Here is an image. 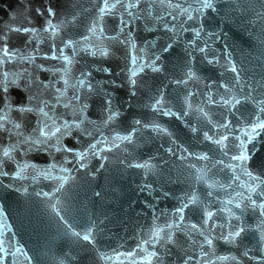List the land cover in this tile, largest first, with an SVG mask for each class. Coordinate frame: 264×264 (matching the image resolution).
<instances>
[{
  "label": "snow or ice",
  "instance_id": "obj_1",
  "mask_svg": "<svg viewBox=\"0 0 264 264\" xmlns=\"http://www.w3.org/2000/svg\"><path fill=\"white\" fill-rule=\"evenodd\" d=\"M223 2L233 11L255 10V5L242 0H90V7H65L61 16L59 0H40L39 7H33V0H23L16 15L0 22V188L15 190L29 199L41 198L64 235L92 244L106 264L113 260L116 264H166L165 257L173 255L168 245L182 253L174 264H245V258L264 264V165L259 172L249 167L253 157L264 151V77L249 83L243 75L246 69L238 67L229 51L232 46L226 42L221 46L227 33L219 24L216 29L206 27V20L214 19L213 13L224 18ZM260 8L264 9V3ZM257 17L258 39L264 46V12L257 10ZM80 28L83 32L78 31ZM72 29H77L75 34ZM140 31L160 35L147 39L138 35ZM112 44L124 50V66L119 72L103 63L113 54ZM177 49L183 52L181 75L173 76L168 83L183 90L177 94L178 98L182 95L180 107L173 110L164 89L148 94L142 105L133 104V98H138L144 88L142 74L165 73V61ZM89 56L95 59L85 61L79 75H74L73 65ZM201 66L218 70V75H201ZM42 73H49L50 78L42 79ZM94 73L111 78L96 80ZM125 87L127 99L121 104L115 90ZM16 89L24 95H14ZM125 105L178 120L192 115L197 123L185 126L198 143L214 147L196 152L178 144L155 117L150 121L134 119L130 128L121 129ZM90 109H98L101 118L90 119ZM29 116L35 117L34 123ZM149 129L157 139L169 138V146H159L167 157L186 162L180 165V174L172 178L175 162L166 170L170 161L164 155L140 162L128 153L118 158L123 170H141V191H153L156 182L161 186L184 183L187 187L179 196L170 193L177 201L173 210L157 213L152 209L153 221L164 217L163 225L154 223L146 235L141 234L135 249L114 250L109 255L95 247L108 217H90L83 232L77 230L71 207L63 203L68 191L65 185L74 178L73 173L87 169L94 159L104 168L103 162L109 159L105 152H127V148H121L122 143L151 140V136H144ZM66 138H70L68 143ZM31 153L47 154L52 163L41 168L28 159L21 163L17 158ZM58 153L63 154L59 161ZM193 161L204 163L198 166ZM11 165L15 168L9 170ZM221 173L225 180L218 178ZM43 180L50 181L49 191L34 187ZM201 184L207 191L197 190ZM221 191L223 197L218 195ZM101 195L95 192V196ZM213 204L219 205L215 211ZM197 209L202 215L194 221L192 215ZM249 212L257 217L254 226L244 220ZM6 221L0 206V264H33V257L16 241V233ZM249 232L255 234V247H245L239 256L217 254L215 241L239 248ZM178 233L187 239L181 242ZM253 252H259V258L250 254Z\"/></svg>",
  "mask_w": 264,
  "mask_h": 264
},
{
  "label": "water",
  "instance_id": "obj_2",
  "mask_svg": "<svg viewBox=\"0 0 264 264\" xmlns=\"http://www.w3.org/2000/svg\"><path fill=\"white\" fill-rule=\"evenodd\" d=\"M47 3V0H44ZM243 3L255 5V10L249 9L247 11H241L236 9L233 11L228 7L226 2L221 4V10L223 19L221 16L212 14L214 19L206 20V27L209 29H216L217 24L220 25L227 33L226 41L221 42V46L226 42L232 47L229 51L233 52V59L237 62L238 67L246 69L243 73L249 83L259 81L264 77V46H261L258 39L260 33V20L257 17V10L264 12V9L260 8V3H264V0H242ZM23 0H0V22L10 20L14 15L19 12L20 5ZM75 4H81L84 7H90V0H59L57 5L58 11L61 16L65 13V7L72 8ZM40 0H33V7H39ZM111 20V18H108ZM249 21H252L250 24ZM22 22V21H17ZM87 23V20H85ZM247 28V31L244 29ZM219 30V29H217ZM77 29H72L73 34ZM78 31L83 32V28ZM139 36L147 39H153L160 33H145L140 31ZM190 35V34H189ZM76 38H79L78 36ZM142 42V41H141ZM42 48H46V45H41ZM112 56L103 61L108 66L110 65L115 72H119L120 68L124 66V50L122 46L117 44L111 45ZM183 52L180 49L176 50V54L169 57L166 63L167 71L165 73H151L142 74L144 88L141 90L138 98H133V104L142 105L147 102L148 94H154L158 89H164L167 99L170 104L174 105L175 111L180 107V101L182 95L178 98L177 94L182 93V89L174 84H169L168 81L173 76L179 77L181 75L180 65L182 63L181 57ZM80 60V58H77ZM95 58L85 57L80 60V63L74 64L72 72L78 76L80 69L84 66L85 61H92ZM99 62V61H98ZM44 63H56L55 61H45ZM201 75H207L209 77L218 75V70H210L208 67L201 66ZM96 80H104L105 74L94 73ZM42 79L50 78L49 73H42ZM119 82V77H116ZM14 95L23 96L24 93L16 89L13 91ZM115 94L118 97L121 104L127 99V90L120 88L115 90ZM71 95V91H69ZM251 108V105H248ZM63 111V109H60ZM123 118L125 123L120 125L121 129L130 128L134 119H141L143 121H150L153 117L165 127H167L173 134V138L177 140L178 144L190 146L191 150L200 152L207 151L208 148L214 147L207 142L200 144L194 138V134L190 131L189 127L185 125L191 123L195 125L197 123L194 116L190 115L183 119H176L175 117H162L157 116L147 108L140 106L129 109L127 105L122 109ZM17 118H19L18 114ZM89 118L93 120H99V110H89ZM29 120H35V117L29 116ZM26 131H31L30 128ZM144 136H151V140L145 141L141 138L135 144H121V148H127V152L113 149L112 152H105L104 155L108 156V160L104 161V168L100 167L101 161L94 159L89 164L87 169H81L76 173H73V179H70L65 185L66 192L63 203L69 204L71 207V216L73 222L77 225V230L83 232V227L86 226L85 221L92 217L95 219L97 216L101 219L105 216L108 219L102 227L105 231L97 238L95 247L100 249L101 252H106L109 255L114 254L115 251H126L136 248L137 242L141 234H147L149 229L153 227L154 223L163 225L164 217H161L157 221H153L152 209H156L157 213L160 210L169 212L174 209L177 201L171 198V192H175L177 196L182 194L187 185L184 183H168L165 186H161L159 182H156L153 191H141L140 185L142 184L143 175L139 169L123 170V165L119 163L118 158H123L132 153L137 157L140 162L149 159L154 155H164L169 159V165H166V170L171 168L172 162H175L176 167L171 168L172 178L175 179L180 174V165L182 163L176 157H167V154L163 152L159 146L161 143L165 147L170 145V140L167 136H163L162 139H157L156 134L151 130H146ZM135 140V138H134ZM70 138H66L65 142L68 143ZM6 143V139L4 141ZM75 144L74 141H71ZM257 146H260V142L257 141ZM78 148L79 145H76ZM251 147V146H250ZM63 154H57V160L62 159ZM21 163L24 159H28L30 162L37 163L39 167H47L52 163L50 157L47 154L31 153L28 157L18 156ZM198 166L202 165V161H193ZM264 165V151L257 153L253 160L249 163V167L255 171H261V166ZM71 167V165H69ZM15 168V165H11L9 170ZM191 171L195 172V169ZM221 180H225L226 177L223 173L218 177ZM154 180L155 178H151ZM7 183V179H5ZM27 183V182H25ZM50 181L43 180L41 184L34 185V187L43 188L44 191H49ZM197 190L201 193L207 191V189L201 184L197 186ZM31 191V189H30ZM95 192H100L101 197L95 196ZM168 198H165V195ZM59 195V194H58ZM218 195L223 197L225 194L223 191ZM0 206H3L5 214L7 216L6 223L12 225L13 232L16 233V241H19L20 245L24 247V250L33 257V264H106L101 260L99 254L93 250V245L89 244L82 239L77 240L75 237L64 235L62 229H59L57 225L52 221V212L44 203L41 202V198L28 197L9 189L4 190L0 188ZM219 207L218 204H213L212 210L215 211ZM237 212L239 210H236ZM188 213L186 212V216ZM202 212L197 209L196 213L192 215L194 221H198ZM223 216V213L219 214ZM244 220L246 224L255 225L257 217L253 216L249 212ZM11 235V233H7ZM255 234L249 232L244 235L241 246L239 248L224 243L221 240L215 241V248L217 254L220 255H237L245 248H253L256 246ZM177 239L184 242L187 238L182 234H177ZM187 246V245H185ZM173 255L165 257L166 264H174L178 256H182L178 247L168 245ZM159 248V245L157 246ZM251 255L259 258V252L250 253ZM123 260L124 258H119ZM112 264H116L113 260ZM218 264H230V262H218ZM245 264H255L254 261H248L245 258Z\"/></svg>",
  "mask_w": 264,
  "mask_h": 264
}]
</instances>
